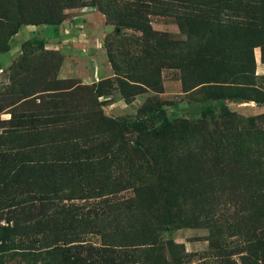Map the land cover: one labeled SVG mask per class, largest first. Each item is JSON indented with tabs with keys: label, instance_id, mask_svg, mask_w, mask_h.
Segmentation results:
<instances>
[{
	"label": "rangeland",
	"instance_id": "rangeland-1",
	"mask_svg": "<svg viewBox=\"0 0 264 264\" xmlns=\"http://www.w3.org/2000/svg\"><path fill=\"white\" fill-rule=\"evenodd\" d=\"M121 1L0 0V264H264V0Z\"/></svg>",
	"mask_w": 264,
	"mask_h": 264
},
{
	"label": "trees",
	"instance_id": "trees-1",
	"mask_svg": "<svg viewBox=\"0 0 264 264\" xmlns=\"http://www.w3.org/2000/svg\"><path fill=\"white\" fill-rule=\"evenodd\" d=\"M120 3L116 0H113V4L120 7L121 2L123 1L119 0ZM173 2V7L171 10H173L175 13H177L180 16V19L185 20H196L200 23L201 30L199 32V35L197 36L199 40L204 39L205 37H216V36H233L236 32L241 30V20L240 17L237 16H227L223 17L221 16L220 10H222L220 7L222 5H228L230 3L239 2V0H222L220 3L216 1H212L209 3H203L202 0H147V2H143V5L136 6V9L140 12L142 8L145 9V14H149V10L153 7H155V4L158 3L160 7H165L164 2ZM125 4V3H123ZM223 7V6H222ZM137 10L134 11L133 16L138 17L139 14L137 13ZM141 13V12H140ZM176 15V14H175ZM244 18V17H243ZM44 23H50L55 24L56 20L54 18H45L43 21ZM59 23L60 20H57ZM191 42L186 43H178L176 42L174 52H181L180 55L186 58V60L191 59V56L193 55V39H190ZM230 76H228L227 79H229ZM234 75H231V78H234ZM253 77L254 72H246L242 73L241 76H239L240 81L243 83H239L241 86H253ZM224 79L222 78H214L210 82H203V83H227L223 82ZM201 83V84H203ZM241 88V87H240ZM243 91V89H240ZM253 92H255L253 90ZM240 101L242 102H255L258 105L264 106V102H262L259 98L256 96H253L252 94H247L244 92L241 96H238ZM212 113L211 110H208V112H204V115H208ZM144 121H136L135 124H139L141 126L144 125ZM170 127V123L166 120L165 124L155 130H149L153 131L150 132L151 135L154 137L162 136L166 130ZM151 242V243H150ZM119 244L126 245L125 242H120ZM144 245H150V246H156V248H159V250H163L166 248L169 252H174L175 249L171 243L163 242L161 239H156L153 241L145 242Z\"/></svg>",
	"mask_w": 264,
	"mask_h": 264
}]
</instances>
